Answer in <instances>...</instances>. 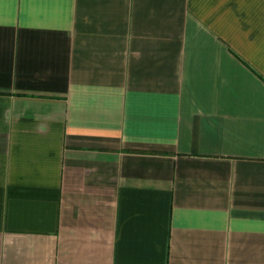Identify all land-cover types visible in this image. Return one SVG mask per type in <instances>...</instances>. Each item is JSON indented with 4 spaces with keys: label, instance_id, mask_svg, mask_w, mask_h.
I'll use <instances>...</instances> for the list:
<instances>
[{
    "label": "crops",
    "instance_id": "1",
    "mask_svg": "<svg viewBox=\"0 0 264 264\" xmlns=\"http://www.w3.org/2000/svg\"><path fill=\"white\" fill-rule=\"evenodd\" d=\"M0 264H264V0H0Z\"/></svg>",
    "mask_w": 264,
    "mask_h": 264
}]
</instances>
